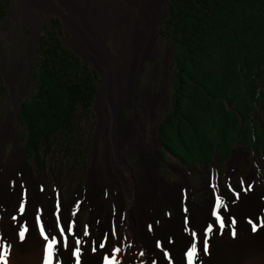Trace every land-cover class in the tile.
I'll list each match as a JSON object with an SVG mask.
<instances>
[{"label":"bare ground","instance_id":"6f19581e","mask_svg":"<svg viewBox=\"0 0 264 264\" xmlns=\"http://www.w3.org/2000/svg\"><path fill=\"white\" fill-rule=\"evenodd\" d=\"M60 1L66 7L65 20L77 48L109 78L111 111L100 114L98 131L105 164L104 188L115 214L110 213L99 224L100 229L89 231L97 222L96 216L89 213L84 220L86 231H78L79 214L71 217V209L68 212L63 207L70 204L46 192L39 176L31 177L23 150L10 158L0 153V244L9 246L7 264H43L45 241L40 236V227L45 234L58 236L54 230L57 221L65 229L67 244L62 240L54 249L53 264H76L77 257L72 255L76 248L80 249V264H104L105 257L114 264H187L185 253L191 246L192 231L197 234L198 248L194 264H264V186L253 185L254 173L248 177L247 186L239 184L242 188L224 191V202L214 196L217 185L208 180L205 188L210 196L200 203L194 201L185 179L170 185L159 175L162 165L159 124L154 112L163 100V91L152 94L148 88L140 89L138 77L143 61L156 54L157 25L161 10L164 11L158 3L162 0H127L110 12L98 0ZM27 2L41 9L50 0ZM114 23H123L126 28L120 64L111 57L105 44ZM123 107L131 112L126 121L120 118ZM138 109L146 124L138 116ZM125 152L137 156L134 168L125 162ZM217 199L221 202L218 214L225 226L213 224L214 234H208L209 246L204 254L202 232L207 223L213 222L210 209ZM163 204L169 205L174 216L161 218ZM126 214L128 218L121 221L120 217ZM69 224L73 228L71 235L66 230ZM253 224L255 232L251 230ZM21 227L26 229L23 241L18 236Z\"/></svg>","mask_w":264,"mask_h":264},{"label":"trees","instance_id":"16d2710c","mask_svg":"<svg viewBox=\"0 0 264 264\" xmlns=\"http://www.w3.org/2000/svg\"><path fill=\"white\" fill-rule=\"evenodd\" d=\"M9 0H0V21ZM162 34L174 48L169 111L159 143L185 168L224 163L235 145L264 150V0H167ZM42 26L18 106L24 158L39 172L47 159L72 170L82 157L97 96V73L63 42L56 16ZM84 151H88L85 148ZM83 151V152H84ZM84 158V157H82Z\"/></svg>","mask_w":264,"mask_h":264},{"label":"rangeland","instance_id":"374dc122","mask_svg":"<svg viewBox=\"0 0 264 264\" xmlns=\"http://www.w3.org/2000/svg\"><path fill=\"white\" fill-rule=\"evenodd\" d=\"M98 1L106 10L109 9L107 12H110V10H117L127 0ZM166 3L167 0L158 3L161 9L164 7V11L161 10L157 25L156 54L143 61L138 77L140 89L148 88L152 94L163 91V100L154 112L158 124L170 107L171 60L174 54L171 42L161 32V23L167 12ZM66 11V7L60 0H50L48 6L41 9L30 5L27 0L8 1L7 14L0 21V135H3L1 136L0 153L6 158H10L18 150H23L22 134L24 129L17 122V110L19 103L32 94L34 89L30 72L36 41L42 26L47 23L46 20L49 17L56 16L64 28V44L94 69L98 76L97 96L93 106V123L91 128H86L81 132L82 137L87 136L89 138L88 143L85 145L88 151H84L85 148L83 147L80 148L81 155L84 158L80 157L79 164L72 170L67 169V165H59L55 168L54 161L47 159V164L50 166L47 169L48 171L39 172L32 163L25 160V152L22 151L23 160L28 165L31 177L39 176L42 179L41 184L46 192L54 193L57 197L59 196L62 203L70 204L69 206L63 205V207L67 208L68 212L71 209V217L77 213L79 214L77 229L84 232L86 231L84 220L89 213H93L97 218L96 225L89 228V231L94 228L100 229L99 224H103L110 213L111 215L115 214L110 205V198L104 188L105 164L102 158L101 133L98 131L100 114L102 112L108 114L111 111V86L109 78L101 72L88 56L77 48L67 26V20H65L67 19ZM117 24L114 23L113 31L109 34L105 44L108 53L117 64H120V54L125 43L126 28L123 23ZM120 114L122 121H126L131 116L128 107H123ZM137 114L142 123L146 124L139 109ZM257 119L261 122L264 121V103ZM159 156L162 164L159 168V175L170 185L181 183L185 179L188 183V190L192 192L196 203H200L210 196V193H206L205 188L208 180L213 185H217L218 189L215 188L213 194L220 197L223 202L226 199L224 191H230L231 188L238 189V186L242 188L239 184L247 186L248 177L251 173L255 175L253 185L257 188L264 186V150L256 152L245 145L238 144L233 147L230 156L224 163L215 159L209 165H198L191 168L183 167L177 159L169 154L164 155L161 145ZM124 159L130 168H134L137 164L135 154L125 152ZM232 173H235V176ZM59 210L61 211V208ZM128 214L120 217V220L123 221L125 217L128 218ZM174 214L168 204H163L161 218L169 219ZM121 230L124 231L125 228L122 226Z\"/></svg>","mask_w":264,"mask_h":264},{"label":"snow or ice","instance_id":"6c2138e0","mask_svg":"<svg viewBox=\"0 0 264 264\" xmlns=\"http://www.w3.org/2000/svg\"><path fill=\"white\" fill-rule=\"evenodd\" d=\"M220 206H221V202L219 199H217L215 205L210 209V217L214 218L213 222L207 223V226L203 229L201 239H202V250H203L204 254H207V251H208V246H209L208 234L209 233L214 234L213 224H218L220 228H224V226H225L221 215L218 214V209L220 208ZM20 211L21 212L24 211V205L23 204L20 205ZM13 219H15V217H13ZM36 223H37V226L39 227L40 226L39 218H37ZM233 223H235V221H233ZM248 223L252 224V221L249 220ZM54 230L56 232H58V236L55 234L49 236V235L45 234L43 227H40V236L45 241V244L43 247V253H44L43 264H53L54 249H56L60 246L62 240H63L65 245L67 244V241L64 240L65 229L61 228L59 221H57L55 223V229ZM66 230H67L68 234L71 235L73 232L72 225H70V224L67 225ZM251 230L253 232H255L257 230L256 226L254 224L252 225ZM185 231H188V229L186 228ZM25 232H26V229L21 227V229L18 233L19 239L21 241H23L25 239ZM230 234L235 236L234 232H232ZM85 235H87V232H85ZM191 237H192L191 246L188 248L187 252L185 253V256L187 258V264H194V259L197 258V256H198V248H197V243H196L197 234L195 231L191 232ZM75 243L78 245L80 243V241L77 240ZM157 246H159V242H158ZM8 247L9 246H7V245L0 244V264H7L6 257L8 255V250H7ZM100 247H104V245H100ZM79 254H80L79 248H76L72 252V255L77 257L76 264H80ZM164 255H165V257H167L168 253L165 252ZM104 264H114V261L110 260L108 257H105L104 258ZM170 264H171V262H170Z\"/></svg>","mask_w":264,"mask_h":264},{"label":"water","instance_id":"95a60500","mask_svg":"<svg viewBox=\"0 0 264 264\" xmlns=\"http://www.w3.org/2000/svg\"><path fill=\"white\" fill-rule=\"evenodd\" d=\"M94 70V69H93ZM95 71V70H94ZM96 72V71H95Z\"/></svg>","mask_w":264,"mask_h":264}]
</instances>
